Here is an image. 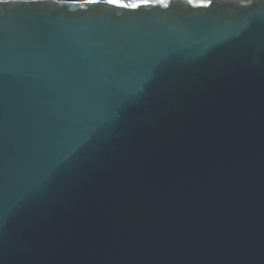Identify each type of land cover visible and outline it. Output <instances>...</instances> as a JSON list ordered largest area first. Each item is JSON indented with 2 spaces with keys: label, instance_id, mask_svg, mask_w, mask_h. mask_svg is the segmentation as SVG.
<instances>
[{
  "label": "water",
  "instance_id": "95a60500",
  "mask_svg": "<svg viewBox=\"0 0 264 264\" xmlns=\"http://www.w3.org/2000/svg\"><path fill=\"white\" fill-rule=\"evenodd\" d=\"M0 2V264H264V0Z\"/></svg>",
  "mask_w": 264,
  "mask_h": 264
},
{
  "label": "snow or ice",
  "instance_id": "6c2138e0",
  "mask_svg": "<svg viewBox=\"0 0 264 264\" xmlns=\"http://www.w3.org/2000/svg\"><path fill=\"white\" fill-rule=\"evenodd\" d=\"M0 2H3V0H0ZM106 3L110 5H115L117 7H129V8H137L139 7L138 4H131V5H126V4H121L119 0H105ZM144 3H147L148 0H143Z\"/></svg>",
  "mask_w": 264,
  "mask_h": 264
}]
</instances>
